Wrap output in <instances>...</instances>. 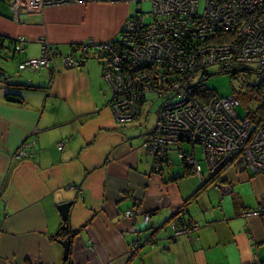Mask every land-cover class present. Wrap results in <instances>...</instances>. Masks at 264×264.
<instances>
[{
    "label": "crops",
    "instance_id": "0c3cea01",
    "mask_svg": "<svg viewBox=\"0 0 264 264\" xmlns=\"http://www.w3.org/2000/svg\"><path fill=\"white\" fill-rule=\"evenodd\" d=\"M129 2L67 1L21 19L0 2V48L20 60L40 54L42 36L64 51L86 38L116 37ZM103 61L92 49L73 66L5 67L9 85L0 72V264H264V211H251L264 204L263 174L230 161L202 182L175 145L169 152L181 153L180 164L154 170L144 143L155 124L148 127L147 96L138 118L116 120ZM33 136L36 152L15 155ZM67 199L69 229L59 207ZM179 209L197 226L175 235ZM68 233L65 258L60 238Z\"/></svg>",
    "mask_w": 264,
    "mask_h": 264
},
{
    "label": "built area",
    "instance_id": "2783aa9c",
    "mask_svg": "<svg viewBox=\"0 0 264 264\" xmlns=\"http://www.w3.org/2000/svg\"><path fill=\"white\" fill-rule=\"evenodd\" d=\"M67 1L91 0H9V3L12 16L21 19L26 11H42L47 5ZM152 2V9L140 8L129 14L116 37L86 38L64 51L42 36L41 53L21 58L19 68L73 66L84 53L96 49L104 57L103 72L113 89L110 103L116 120L138 118L150 90L163 96L155 125L144 138L153 154L154 170L173 162L171 145L180 147L184 141H193L201 143L210 174L241 157L239 162L264 176V117L257 125L248 117H240L236 111L239 100L234 93L200 99L195 80L197 71L210 63L222 67H229L239 59L264 63V0H204L202 10L199 0ZM25 37L20 34L15 38V49L21 48L20 41ZM58 143L63 145V141ZM36 150V137H26L14 154L26 157ZM182 153L193 162L202 178L201 162L184 149ZM214 182L218 184L217 180ZM134 211L130 208L127 213ZM251 211H264V204ZM191 219L185 224L174 219L173 233L178 235L196 227V223L190 224ZM133 241V248L140 244L138 238Z\"/></svg>",
    "mask_w": 264,
    "mask_h": 264
},
{
    "label": "rangeland",
    "instance_id": "374dc122",
    "mask_svg": "<svg viewBox=\"0 0 264 264\" xmlns=\"http://www.w3.org/2000/svg\"><path fill=\"white\" fill-rule=\"evenodd\" d=\"M0 2L8 4L7 0H0ZM203 3L204 0H199L200 10L203 8ZM152 7V0H130L128 4V14H131L136 9L142 8L150 10ZM109 11L111 14H115L118 9H110ZM107 13L108 12L106 11V15ZM116 19L117 18H114L112 21H115ZM0 37L2 39V35H0ZM63 49L68 50V48L66 49V46ZM18 57V53L15 55L13 50L6 52V50L0 48V63H4V66L9 73L19 70ZM195 80L212 88L218 95H227L228 93H231V91H236V93L240 94V102L236 106V109L240 114H245L248 109L256 105L264 94V64L255 60L239 59L234 62L232 68H223L219 63H210L197 71ZM162 100L163 96H159L157 91L150 90L148 92L147 99L144 102V109L150 114L147 120L148 127H151L153 123L156 122L158 108ZM183 146L186 149L192 150L191 141H184ZM194 147L196 150V158L201 162L203 167L206 166V160L204 159L205 154L201 143L197 142ZM172 158L177 160V165H179L180 162L178 163V160L181 158V153L177 150L173 151ZM246 197L251 202H256V198H254L250 191Z\"/></svg>",
    "mask_w": 264,
    "mask_h": 264
},
{
    "label": "trees",
    "instance_id": "16d2710c",
    "mask_svg": "<svg viewBox=\"0 0 264 264\" xmlns=\"http://www.w3.org/2000/svg\"><path fill=\"white\" fill-rule=\"evenodd\" d=\"M9 2V0H8ZM10 4V3H9ZM11 8V7H10ZM13 15V14H12ZM13 17V16H12ZM1 35V34H0ZM73 44V43H72ZM57 46V45H56ZM233 64L234 62L232 63V65H230L229 67H223V68H232L233 67ZM264 64V63H262ZM4 78H5V81L7 82V84L9 85L10 82H9V75H4ZM202 79V77H201ZM27 84H30V82H26ZM197 87H196V92H197V95L200 99L202 100H207V99H210L211 97L215 96V95H218L212 88L204 85L202 82H197ZM231 93H234L239 102H240V99H239V96L240 94L236 93V91H231ZM238 102V104H239ZM237 104V105H238ZM236 105V106H237ZM237 111V109H236ZM237 113L239 114L240 117H248L249 120L252 122L253 125H257L261 120L262 118L264 117V94L263 96L259 99V101L256 103L255 106H253L252 108L248 109L247 112L245 114H240L238 111ZM192 142V150H189V149H186L183 144H181V146L179 147V149L181 150V153L183 151V149L187 152H190L194 155V157H196V150H195V145L197 142ZM184 143V142H183ZM183 154V157L185 156L187 162L193 167L194 171H195V168H194V165H193V162L189 160V158L184 154ZM168 157V156H167ZM166 158V157H165ZM173 159V158H172ZM200 159V158H199ZM205 159V158H204ZM164 168V165L161 167L160 170H162ZM204 170H207L206 166L203 167ZM203 171V170H202ZM208 172V171H207ZM219 171H217L215 174H217ZM204 173V171H203ZM215 174H210L208 173V177H205L203 174H202V182L206 181L207 178H210V177H214ZM215 180V179H214ZM213 180V181H214ZM182 212V209H179L176 214H175V219L178 221V223H187V218L184 216V215H180ZM184 214V213H183ZM191 225L193 224V221L190 223Z\"/></svg>",
    "mask_w": 264,
    "mask_h": 264
},
{
    "label": "water",
    "instance_id": "95a60500",
    "mask_svg": "<svg viewBox=\"0 0 264 264\" xmlns=\"http://www.w3.org/2000/svg\"><path fill=\"white\" fill-rule=\"evenodd\" d=\"M0 72H2L4 74L6 73V69H5V66L3 63H0ZM240 160H241V157L238 158V161H240ZM241 167H245V165L242 164ZM72 202H73V199H67V200H64V201L59 203V207H60V209L63 213V216H64V222L62 224V227H65L67 229L70 228L69 211H70V205ZM60 240L63 242V244L65 246L64 257L68 258L72 236L70 233H68V235L66 237H61Z\"/></svg>",
    "mask_w": 264,
    "mask_h": 264
}]
</instances>
